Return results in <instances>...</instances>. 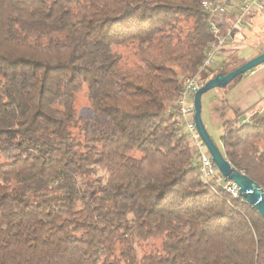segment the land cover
<instances>
[{"label": "trees", "instance_id": "obj_1", "mask_svg": "<svg viewBox=\"0 0 264 264\" xmlns=\"http://www.w3.org/2000/svg\"><path fill=\"white\" fill-rule=\"evenodd\" d=\"M215 1L221 17L201 0H0V264H264V217L200 180L176 112L209 21L225 33L241 0ZM248 21L217 54L263 41L264 11ZM227 105L219 151L264 193V108L230 126Z\"/></svg>", "mask_w": 264, "mask_h": 264}, {"label": "built area", "instance_id": "obj_2", "mask_svg": "<svg viewBox=\"0 0 264 264\" xmlns=\"http://www.w3.org/2000/svg\"><path fill=\"white\" fill-rule=\"evenodd\" d=\"M201 6L210 15H218L219 17L224 15L228 8V6L215 0H201ZM229 8L232 10L233 21L231 26L225 33H221L220 28L213 20L209 21V27L215 37V41L211 44L209 50L206 52V55L198 71L195 74L186 76L183 79V87L176 100V112L190 138V148L194 149L198 154L197 160L195 161V166L199 171L200 180L203 183L212 186L213 191H215L216 186L215 184L213 185L212 182H217L219 183V187L221 190L230 194L234 198H238L240 195L239 187L234 181L226 179L222 175L215 177V170L217 167L210 153L207 152L208 150L198 133L193 118L194 94L203 85L200 78L201 72L212 66L214 57L215 55H217L218 49L221 46L233 43V30H249L248 19L250 14L254 11L263 12L264 0H241L238 3L230 5ZM248 72L253 73L254 68L249 70ZM262 105L264 106V98L262 99ZM250 118L251 117L245 118L242 121H248L250 120ZM221 181H223V183H220Z\"/></svg>", "mask_w": 264, "mask_h": 264}, {"label": "rangeland", "instance_id": "obj_3", "mask_svg": "<svg viewBox=\"0 0 264 264\" xmlns=\"http://www.w3.org/2000/svg\"><path fill=\"white\" fill-rule=\"evenodd\" d=\"M249 34V33H248ZM251 35V34H249ZM253 35H251L252 37ZM263 41H260L259 38H253L249 42H245L243 46L239 47L238 49H234L231 52H222L218 53L214 57V61L212 64L213 73H216L218 71L217 68L222 66V64H225V67H231L239 62H245V59H250L255 56V54L259 51H262L264 49V39ZM236 42V41H235ZM238 45V43L232 44L231 47ZM234 48V47H233ZM263 52V51H262ZM248 55V56H247ZM247 56V57H246ZM263 65V64H262ZM256 66L254 69L258 70L260 66ZM248 71L245 73L247 74ZM244 76V75H243ZM236 84L235 82H232L231 85L225 86V87H216L208 90L206 93H204L201 97V119L202 122L207 130V133L211 137L212 141L216 145L218 149H222L221 142H220V136L224 132L223 126H222V119L220 118V106H221V100L225 98L227 100V109L225 113V119H227L230 122V126H234V124H237V115L241 116L242 118L245 117L246 112L240 113L244 110H240L239 106H233L230 105V99H229V94L231 92L232 87ZM87 106L88 102L87 99L84 95V93L80 92L77 94L76 102H75V109H76V114L80 117H84L87 115ZM259 107V106H258ZM257 107V108H258ZM262 108L264 106L262 105ZM252 109L256 108H250L247 112L248 114H252L251 112ZM255 112V111H254ZM246 114V116L248 115ZM250 114L251 117L252 115ZM240 117V118H241ZM239 120V119H238ZM243 120V119H240ZM228 127V126H227ZM220 174L219 170L216 168L215 170V177H218ZM220 183H223L221 181ZM216 186H219V183L215 182L214 183ZM155 243V242H154ZM158 245V243H156ZM154 245V247L156 246ZM145 245V244H144ZM148 248V247H146ZM141 254V251H139Z\"/></svg>", "mask_w": 264, "mask_h": 264}, {"label": "water", "instance_id": "obj_4", "mask_svg": "<svg viewBox=\"0 0 264 264\" xmlns=\"http://www.w3.org/2000/svg\"><path fill=\"white\" fill-rule=\"evenodd\" d=\"M264 63V51L246 60L236 68L226 74L218 73L213 78L207 80L194 94V122L198 133L210 153L217 169L226 179L234 181L239 187V193L246 198L247 202L255 208L264 217V193L260 186L246 175L237 171L230 162L221 154L216 147L201 119V96L208 90L216 87H225L237 75L245 74L247 71Z\"/></svg>", "mask_w": 264, "mask_h": 264}, {"label": "crops", "instance_id": "obj_5", "mask_svg": "<svg viewBox=\"0 0 264 264\" xmlns=\"http://www.w3.org/2000/svg\"><path fill=\"white\" fill-rule=\"evenodd\" d=\"M241 46H238L236 48H239ZM228 97L230 99V105L239 106L240 110H244L240 113L246 112V114H248V110L250 108H256L252 109L251 112L262 109V99L264 98V65L260 66L258 70L254 69L253 73L248 72L247 74H244V76H242L240 79H238L236 81V84H234V86L232 87ZM246 114L244 118L237 115V120L248 118L251 113L247 116Z\"/></svg>", "mask_w": 264, "mask_h": 264}]
</instances>
